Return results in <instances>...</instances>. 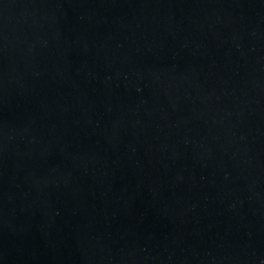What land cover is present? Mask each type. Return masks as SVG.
Listing matches in <instances>:
<instances>
[{
    "label": "water",
    "instance_id": "1",
    "mask_svg": "<svg viewBox=\"0 0 264 264\" xmlns=\"http://www.w3.org/2000/svg\"><path fill=\"white\" fill-rule=\"evenodd\" d=\"M0 264H264V0H0Z\"/></svg>",
    "mask_w": 264,
    "mask_h": 264
}]
</instances>
